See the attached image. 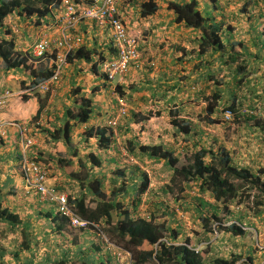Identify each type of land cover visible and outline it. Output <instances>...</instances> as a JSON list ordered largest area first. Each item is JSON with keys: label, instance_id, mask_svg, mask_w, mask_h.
I'll list each match as a JSON object with an SVG mask.
<instances>
[{"label": "trees", "instance_id": "1", "mask_svg": "<svg viewBox=\"0 0 264 264\" xmlns=\"http://www.w3.org/2000/svg\"><path fill=\"white\" fill-rule=\"evenodd\" d=\"M50 1L0 0V27L8 23H4L7 15H15L16 22L22 16L44 15L47 4ZM159 1L144 0L142 3L132 5L130 9H135L134 13L139 14V16L147 17L158 10L160 7ZM203 1L207 0H188L181 3L178 0H168L166 2V8L173 11L174 19L177 23H182L201 33L199 37L195 38L197 48L191 50L195 55H192L191 52V54L185 52L189 57L186 60H194L199 57L203 59L209 53H217L220 59L216 67H207L201 60L197 61V66H204V71L201 73L199 71L197 76L189 78L186 74L180 73L178 75V82L172 88L176 89L177 87L178 91L183 92L182 94L186 96L178 95L176 97L177 104L174 103L175 108L169 111L171 115L169 123L173 127L178 128L182 134L186 135L191 131L196 134V124L194 122L190 119L181 120L182 123L180 124V120L172 118L173 115L183 112L187 106L195 103L200 104L203 106L199 109L198 118L202 119L204 124L213 127L216 124L223 123V121H230H222L221 119L222 115L230 110L233 123L238 126H244V129L249 128V134H251V131L252 134L256 133L258 139L264 145V70L259 78H252L249 74L251 75L254 69L248 67L247 60L238 62L243 50H247V47L250 46L255 51L253 56L256 59H262V63H264V0H242L235 10L236 13L235 11L229 13L231 15V17H228L230 22H226L229 24H224V20H222L224 16L217 18L216 14L212 12L206 13V15L202 14L198 9V4ZM210 3L215 9L219 7L218 0H210ZM248 7L251 8V11L248 10ZM244 12L247 13V22L252 23L251 28L249 26L245 28L240 19L239 21L236 20ZM11 22H13V19ZM20 26H22V23H20ZM5 33L10 34V37H7ZM5 33L0 35V68L8 72L22 68V64L26 67L27 56H32L29 49L21 51L17 48V34L11 31L10 28ZM239 33L242 36L238 39L237 35ZM22 35L26 36L27 42L31 40L28 30H23ZM21 45L24 47V44ZM237 46L239 47L236 48ZM93 52L101 55V58H105L108 55L114 56L116 51L112 47L106 48L102 52L79 47L75 51L68 53V64H76L80 59L90 62ZM206 63L208 65L212 64L209 61H206ZM87 66V72L93 75L97 73V66L94 63ZM223 66L232 71V75L228 76L229 83L224 94L221 95L222 90L219 88V84L222 79H219V75ZM76 67H78L76 72L82 75V80L79 81L77 87L72 86V91L80 90L81 88H86V92L90 91V85L94 82L83 80L86 75L84 68ZM248 68L249 70L247 71ZM31 73L34 75L32 83H36L49 77L51 70L48 69L46 64H41L34 70L31 69ZM256 87L260 88H257V91L254 92ZM115 88L119 95L123 97L122 85L117 84ZM93 90L95 91V88L92 87ZM31 92L36 93L40 106L37 114L29 121L24 124H16L22 138L21 143L25 136L36 138L34 136L35 130L33 129L34 127H40L38 124L43 119V113L47 115L49 111L45 97L47 99L50 98V91L43 93L44 99L39 98L37 93L39 91L31 90ZM260 102L261 105L258 106L257 104ZM77 103L78 106L66 109L63 114V124H55L53 128L46 129L52 140H62L66 147L71 148L73 147L71 141L72 127L75 124L87 122L90 118L95 117L96 114L101 115L100 112L95 114L93 109L94 101L90 97H81ZM126 112L124 116L132 117L135 123L132 125L134 130L138 125L141 128L144 127V125L138 123L137 117H140L141 121L154 115L151 111L146 115H138L139 113L129 110ZM155 113L158 115V112ZM202 113H204L203 117ZM122 118L117 122L115 129L118 128L120 134H126L123 131L131 132L130 125L125 124ZM72 119L74 121L71 123L70 120ZM107 129L95 127L89 128L82 133L85 141L84 148L88 149L89 152L85 153L83 157H78L77 170H73L70 174L73 181L68 183L70 192H67V194L70 205L78 216L90 222L87 227L79 228V231L84 232V235H90V244L88 243L85 249L78 246L75 252L67 249L57 254L53 259H50V264H73L75 261L81 264H118L111 249L103 246L101 239L97 236V231L105 232L110 243L113 242L123 250L128 251L132 256V264H237V261L242 259V254L231 250L228 256L222 255L218 244L214 247L209 246L211 250L214 249L213 252H208L205 256L202 255V250H197L191 244L190 238L185 235L183 219H180V217L177 219L175 217L176 213L172 208L168 206L164 208L162 200H154L148 206L146 217L138 213L140 198L136 192L143 193L146 191L149 185L148 176L144 171L140 170L142 177L139 182L135 178L129 186L114 188L117 182L116 175L124 177V171L127 168L122 169L119 165L118 155L121 150L116 146L117 140L113 139ZM109 129L112 132V126L109 125ZM32 130L33 133L31 132ZM210 135L205 134L199 137L197 143L193 146V150L189 152V158L186 157L187 162L181 166H176L179 160L177 156L180 154L176 155L174 149L163 148L161 144H139V152L141 151V156H147V158L167 160L169 166L172 167V181H181L185 186L196 183L199 195L208 192L209 196L214 199L216 205L211 204L199 195H189L188 197H191L190 205L194 206L193 210H190L184 201L180 204L181 207L185 205L181 209L187 214L189 212L193 221L200 219L201 227H203L202 232L204 235L206 234V239L210 238L209 234L215 232L221 233V235L226 233L229 236L241 237L246 234V227L253 223L252 220H247L250 214H255L257 217L264 219V178L262 176L264 174V166H259L256 174L249 165L235 163L229 150L223 147L222 144H217L215 137L211 138ZM137 143L130 140L129 143L126 141V144L123 143V145L127 147L128 152L132 156H137L134 153V147L137 146ZM37 144L33 143L25 153L29 159L45 163L48 169L50 168L48 162L54 159L63 167L72 165V157H64L61 153L53 154L51 158L38 156V152L35 150V147L38 146ZM19 147L20 151H22L21 144ZM110 148L114 150V154L107 155V153H110ZM100 150L103 151L105 156H102ZM77 151V148H73L71 155H75ZM128 158L131 157L129 156ZM136 167L139 168L138 166ZM237 181L239 184H236ZM54 187L58 191L65 192V190L58 188L56 185ZM125 188L127 190L126 195H130L131 208L127 205L124 206V203L119 200L122 198L118 197L120 194L117 192ZM156 188H148V193L152 199L159 198V192L166 194L173 191L169 184L160 185ZM183 189L180 188L179 190L182 191ZM87 195L90 197L88 200L86 199ZM250 196L253 198L251 204L247 201ZM174 199L175 201H180L179 197ZM233 203L238 208L232 209L230 206ZM50 204L54 205L52 211H47L44 216L48 217L52 213V218L54 219L58 215L62 217L58 213L55 204L53 202ZM219 204L220 206L218 207ZM154 207L158 210H153L152 208ZM207 208L210 210V215L208 216L203 214ZM150 209L152 210L149 212ZM221 209L226 210L227 218L219 215ZM0 217H5L12 223L18 222L17 215L6 209L0 210ZM228 218L232 220L229 224H225ZM212 222L217 223L215 227H213ZM91 223L95 224L97 229ZM93 237H95L96 241H94ZM26 244V242H23V246L28 247ZM143 245H149L151 248L145 249ZM99 252L100 254H98ZM4 254V249L0 248V264H5L3 261ZM242 260L239 264H254V258L251 255Z\"/></svg>", "mask_w": 264, "mask_h": 264}, {"label": "crops", "instance_id": "2", "mask_svg": "<svg viewBox=\"0 0 264 264\" xmlns=\"http://www.w3.org/2000/svg\"><path fill=\"white\" fill-rule=\"evenodd\" d=\"M241 2L242 0H218L219 7L215 9L212 6V13L216 14L217 18H222V16H224L222 18V20H224L223 22L229 24L226 23L230 22L228 17H231V15L229 13L234 12ZM163 3L164 2L160 0V7L158 10L147 17H141L139 14H135V9H131L128 13L125 12V20L132 31L136 32L135 29L137 28L143 31V38L140 44L147 58L142 69L130 68L129 71L119 79L123 87V92L126 93L124 96L127 99L129 111L139 113L138 115H146L149 114L148 112L150 111L154 113L153 116L146 120L140 121V117L136 119L138 123L144 125L142 129H146V137H144V139L147 138L150 140L154 138V140L150 142L152 145L160 144L158 140L159 130L163 128L159 126L161 123L154 124V118L157 117L160 119L163 114L173 110L178 95L186 96L182 94L183 92L178 91L177 87L176 89L172 88L176 82H178V75L180 73L190 74L192 75L191 77H193L197 76L199 71L200 73L203 72L204 66L201 67L200 65L198 70L194 67L197 61L200 60L207 67L209 66L206 63V58L203 60L199 57L191 62L186 60V58H189L186 53H190L191 50L197 48L195 38L200 36V32L182 23H177L174 19L175 16L173 11L167 9L166 6L162 7ZM224 3L228 4V6H226L227 10L226 7L224 8ZM248 10L251 11V8L248 7ZM240 15L245 14L241 13ZM239 19L240 17L236 20ZM242 23L245 28L248 26L251 28L252 26V23L250 24L246 21H242ZM17 42L24 44L22 48L25 49H27L28 44H30V41H28V43L24 35L18 36ZM86 47H89V45ZM184 51L186 52L185 57L183 54ZM191 53L195 55L194 52ZM80 61L81 60L76 64L69 63L66 65L64 73L57 84V94L54 99L50 101V106H48V114L39 121L38 125L40 127L32 128L35 130L34 136L38 141V148L35 147L38 156L51 158L53 154L61 153L64 157H72V165L66 167L59 165L55 159L48 162L50 167L48 182L68 193L70 192L68 190V183L73 181L70 174L73 170H77L78 157H83L85 153L89 152L88 149L84 148L85 141L84 137H82V133L86 132L89 128L99 126V121L103 119L105 115H108V113L113 112L116 105L115 98L112 97L108 90L110 94L109 102L105 103L101 100V104L98 106L93 104L95 114L96 112H100L101 115L96 114L97 116L95 115V117L90 118L87 122L75 124L72 127V148L66 147L62 140L51 139L46 129L53 128L55 124H63V114L67 108L78 106L77 102L80 101L81 97H90L94 101V90L92 91V89L88 92H86V88H81L76 91L71 90L72 86L77 87L79 84V79L77 77H82L79 72H76L78 68L76 66L80 67L81 65ZM183 64H193V68L188 70V68H184ZM35 67L36 64L28 69L21 68V72L19 69L6 72L0 68V94H3L6 90L9 91L7 105L0 112V123L3 129L6 128V130H3V135L0 136V210L6 209L16 214L18 217L17 223H12L5 217H0V221H4L3 225H5L3 227L4 230L0 231V248H3L5 251L3 255L5 264H50V259H53L57 254L67 249L68 251L70 249L71 252H75L78 246L85 249L88 245L90 236L89 234L84 235V232L81 230L78 231V229H76L78 227H72L64 217L58 215V217L54 219L52 218V213L49 214L48 217H45L44 214L49 210L52 211L54 205L40 202L34 195L35 193L31 192V194H27L24 189L20 171L22 153L21 151L20 153H16L15 151L16 148L19 149L22 140L16 124H24L29 121L37 114L39 109L40 102L36 93L27 90V86L34 78L30 70ZM94 76H96L97 79L90 86H95L96 92H100L102 86L104 89L109 88L106 84L101 85L100 77L97 73H95ZM37 93L39 94V98L41 97L44 99V94L42 92ZM45 98L49 104V98ZM105 112L108 113L105 114ZM155 112H158V115H156ZM73 121V119L70 120L71 123ZM123 122L130 125V127L135 124L132 117L129 118V116L123 120ZM33 130L31 131L32 133ZM16 133L19 135V139L13 138ZM9 135H11L12 138L9 139ZM210 136L211 138L213 137L212 134ZM214 139L217 144H221L219 138ZM73 148L78 149L75 155H71ZM169 148L173 147L170 146ZM15 156H18L19 159V179H14L8 171L9 168H13L14 166ZM70 231H75V234L71 236V239H68ZM11 232L12 234H10ZM82 237L86 239L81 240ZM62 238L64 240H62ZM73 240H75L74 245L68 246V244H66V242ZM23 242H26L28 247L23 246ZM32 260H34V263Z\"/></svg>", "mask_w": 264, "mask_h": 264}, {"label": "rangeland", "instance_id": "3", "mask_svg": "<svg viewBox=\"0 0 264 264\" xmlns=\"http://www.w3.org/2000/svg\"><path fill=\"white\" fill-rule=\"evenodd\" d=\"M161 1L164 2L162 4V7L163 6L165 7L167 1L166 0H161ZM178 1L181 3L182 1L185 2L188 0H178ZM226 6H228V4L224 3V8ZM198 9L204 15H206V13L212 12V5L210 3V0L200 2L198 4ZM226 10H227V7H226ZM245 18H246V15H241L240 21L241 22L246 21ZM2 31H4V29L0 28V35H2V33H3ZM135 31L138 34L141 31V34H143L142 30L140 28L135 29ZM241 36L242 35H240V33H239L237 35V38L239 39ZM247 48H248L247 50H243L242 56H241V58L239 57L238 62H240L241 60H247L248 67H250V68L252 67L254 69V72L251 75L249 74V76L252 78L253 77L259 78L261 72L264 70V63H262L263 62L262 59H256L255 56H253V53H255L253 48H251L250 46ZM183 54L185 57V51L183 52ZM205 58H206V61H209L212 63L209 66L216 67L219 64L220 59H219L217 54L211 53L207 57H204L203 60ZM192 60L193 59H188V61H190V62ZM201 62H200V64H201ZM183 65H184V68H188V70H191L193 68V64H190V65L183 64ZM199 66L200 65L197 66V64H196L194 67L199 69ZM84 68H85L84 73H86V75H85L83 80L94 82L97 79V77L94 76L92 73L87 72L88 66L86 63H84ZM222 68L223 69L219 75V79H222V81L219 84V88L222 90L221 95L224 94L226 86L229 83L228 76L232 75L231 74L232 71L226 69L225 66H223ZM18 69L20 72L22 71L21 68H18ZM248 70H249V68L247 69V71ZM186 76L190 78L192 75L186 74ZM77 78L79 79V81L82 80L81 76H79ZM100 82L102 85L105 81L103 78H100ZM257 88H260V87H256L254 92L257 91ZM90 89H92V87ZM105 91H107V90L104 89V87L102 86L100 92L98 91V92L94 93V105L98 106L99 104H101V100H103L105 103L109 102L110 94L108 93V91L107 92H105ZM124 95H126V93H124ZM125 101L127 102V99ZM257 105L258 106L261 105V102L258 103ZM200 108H201V105L195 103V104H192L191 106H187L183 112H181L179 114L176 113V115H173V117H172L175 120H180V124L182 123L181 120H189L190 119L192 122H194L196 124V127H198V128H196V134L191 131L189 134L185 135V134H182L178 128L171 126V124L169 123L170 118H171L170 113L163 114L162 118H160V119H158L157 117L154 118V124H160L161 123L159 126L163 127L159 130V136H158V140H159L160 144L162 145V147L167 149L170 146H172L173 148H170V149H174L176 155L180 154L177 156V157H179V160L176 163V166H181L182 164L187 162L186 157L189 158L190 150H193V146H195L199 137L201 135H205V134H212L213 137L219 138L223 147H225V148H227V150H229V152L232 156V159L235 163H237V164L241 163L244 165H249L250 167L255 169V171L259 170L258 169L259 166H261V167L264 166V145L258 139L256 133L252 134V131H251V134H249V128L244 129V126H241V125L238 126L236 123H233L232 118L230 121L225 122V121H223V118L221 117L223 123L216 124L215 126L210 127V126L204 124L202 119L198 118ZM95 109H96V107H95ZM107 113L108 112H105V114H107ZM109 115L110 114L108 113V115H105V117L103 119H101L102 124L106 125V122L109 118ZM203 116H204V113H202V117ZM126 117L127 116H124L122 118V121L125 120ZM4 129L6 130V128H4ZM131 129H132V131L128 132V133L126 131H123V133L125 132L127 134L126 135V134H122V133L120 134V131L118 130V128H116V134L113 135V139L117 140L116 146L119 147L121 150V153L118 155L119 165L122 167V169L129 168L130 166H132L131 165L132 161L130 158H128L130 156L131 158H133L132 160H135L134 161L135 163L132 167L135 168L136 180L138 182L142 177V174L140 173V170H142L148 176V179H149L148 188L157 189L156 187H158L160 185L169 184L170 187L173 189V191L171 193L167 192L166 194H163V193L159 192V194H158L159 198L157 197L156 199L155 198L152 199L147 190L143 193L136 192L140 198V203L138 205V213L143 215V216H146V213H148V206H150V204L153 203L154 200L157 201V199H160L163 202L164 208H166L167 206L172 208L174 210V212L176 213L175 217L177 219H178V217H180V219L181 218L183 219L184 224H185L183 226L185 235L190 238L191 244L195 245L197 247V249L202 250V252H201L202 255L205 256V254H207L208 252H213L214 249L211 250V248L209 246L214 247L216 244H218V245H220L218 247L220 248L219 251H221L222 255L228 256L230 254V251L234 250L235 252L242 254V259L243 258L246 259L248 255H251V257L254 258V261H253L254 264H264V219L257 217L255 214H250L247 220H253L254 226L252 224L249 225V228L246 229L247 230L246 234L241 236V237L229 236L226 233H222V235H221V233L215 232L213 234H209L210 238L206 239V237H205L206 234L204 235L202 232L203 227H201L200 219L193 221V218H192V216L190 217L189 212L187 214L186 212H184L181 209L185 205H183L182 207L180 206V204H182V202L184 201L185 204L188 205L189 209L193 210L194 206L190 205L191 197L189 198L188 196L189 195L190 196H198L200 194L199 191L197 190L198 186L196 185V183H192V184H190V186H185L183 184V182H181V181H178V180L172 181L171 180L172 167L169 166L167 160L161 159V158L152 159V158H147V156H141L142 153H141V151L139 152V144L152 145L150 142H152L154 140V138H151L150 140H148L147 138H146L147 140L144 139V137H146V135H145L146 129H142L139 125L136 127L135 130L132 127H131ZM8 138L10 139V138H12V136L9 135ZM13 138L19 139V135L16 133L13 136ZM125 140L128 143L130 140L138 142L136 144L137 146L134 147V153L137 154V156H132L128 152L127 147H125L123 145V143L126 144ZM193 142H194V145H193ZM112 147H113V145H112ZM15 151H16V153H20V147H19V149L16 148ZM100 152H101L102 156H105L103 154L102 150H100ZM108 154L109 155L114 154V150L112 148H110V153H107V155ZM14 160H15V163H14L13 168H9L8 171H9V174L14 179H19L20 175L18 172V170H19L18 156L17 157L15 156ZM136 166H138L140 169L137 168ZM130 174H131V172L129 173L128 180H126V178L123 176H117L116 175L117 182L114 185V188L120 187L121 185L126 184V182H128V181H130L132 183L134 181V178L131 179ZM262 176L264 178V174H262ZM236 184H239V182L237 181ZM180 188H184V189L181 191V190H179ZM251 191H252V189H251ZM117 193L120 194V195H118V197L122 198L119 200L124 203V206L127 205L129 208H131L132 203H131L130 195L129 196L126 195L125 192L122 191L121 189ZM252 193H253V191H252ZM88 195L90 196L89 193H88ZM88 195L86 196L87 200L90 199V197ZM199 196H201L202 198H205L211 204L216 205V202L214 201V199L212 197L209 196L208 192H205ZM175 197H179L180 201L179 202L175 201V199H174ZM186 197H188V198H186ZM252 200H253V198H252V196H250V198L247 201H249V204H251ZM92 205H93V203H92ZM219 206H220V204L218 205V207ZM230 207L232 209H236L235 203H233ZM152 209L154 210V209H156V207H154ZM152 209H150L149 212ZM156 210H158V209H156ZM167 210H168V208H167ZM225 212H226L225 209L224 210L221 209L219 215L227 218L228 214H225ZM203 214L206 216L210 215V210L208 208L205 209ZM230 219L231 218H228V220L225 221V224H228L231 221ZM3 222L4 221H0V231L4 230L3 227L5 225H3ZM216 224L217 223H213V227H215ZM97 232H98L97 236L101 239V242L103 243V246L105 247L106 243L109 242L108 236L106 235L105 232H103V233L100 231H97ZM10 234H12V232ZM74 234H75V231H70L68 239H71V236H73ZM89 238H90V236H89ZM85 239L86 238L82 237L81 240H85ZM93 239H94V241H96L95 237H93ZM62 240H64V239L62 238ZM177 240H179V239H177ZM74 243H75V240L66 242V244H68V246H72V245H74ZM143 248L146 249V248H151V247L149 245H143ZM102 252H103V250H102ZM98 254H100V252ZM129 257L130 256H126L127 261H128ZM131 259H132V256H131ZM242 259L237 261V264H239L241 261H243ZM32 262L34 263V260H32ZM35 262H36V260H35ZM73 264H81V263L75 261Z\"/></svg>", "mask_w": 264, "mask_h": 264}, {"label": "built area", "instance_id": "4", "mask_svg": "<svg viewBox=\"0 0 264 264\" xmlns=\"http://www.w3.org/2000/svg\"><path fill=\"white\" fill-rule=\"evenodd\" d=\"M134 1L52 0L49 4L50 13L47 15V19L42 17L38 24L35 19L28 20L27 26L20 31L16 25L11 24V30L19 31L20 36L23 30H28L33 39V42L28 46L32 57L38 61L47 59L48 68L51 70L49 77L36 83L31 82L27 90H37L42 93L50 91V96L55 95L57 82L67 64L68 53L81 46H90L93 39L90 34L92 24L98 29L100 37L108 36L109 46L116 51L114 56L108 55L98 61L101 71L109 80L122 76L131 65L139 67L144 57L143 53L139 49L138 40L130 35L122 21L125 16V8ZM8 95L7 90L0 94V112L6 105ZM125 112V103L120 101L116 113L108 121L109 124L115 127ZM229 115V111L224 113L225 118H228ZM3 133L0 123V134ZM33 143H38V141L29 136H25L21 143L20 171L25 192L27 194L35 193L41 201L53 202L58 213L67 217L72 227H87L90 222L75 213L68 201L67 192L58 191L54 184L48 182L49 170L46 164L33 161L25 155ZM108 248L111 249L118 264H132L131 260H126V256H130L129 252L113 243H108Z\"/></svg>", "mask_w": 264, "mask_h": 264}, {"label": "clouds", "instance_id": "5", "mask_svg": "<svg viewBox=\"0 0 264 264\" xmlns=\"http://www.w3.org/2000/svg\"><path fill=\"white\" fill-rule=\"evenodd\" d=\"M144 0H135L133 3H131L129 6H127L126 8H125V12H129L131 9V7H132V5H134V4H136V3H142ZM51 2H52V0L47 4V8H46V12H45V14L44 15H42V16H37V15H31V16H29V17H21V18H19L18 20H17V22H16V16L15 15H7V17H6V19H5V21H4V23H6V22H8L7 24H5V25H3V27H0L1 29L3 28L4 29V31H2L3 33H2V35L5 33V32H7V29L8 28H10L11 27V24H14V25H16L17 27H18V29H19V31L20 30H22L25 26H27L26 24H27V22H28V20H32V19H35L36 20V23L38 24L39 22H40V19L42 18V17H45V19H47V15L50 13V7H49V4H51ZM126 13V14H127ZM243 14H245V15H247V13L246 12H244ZM250 14H252V13H250ZM142 17V16H141ZM13 19V22H11V20ZM245 20L246 21H248L247 20V16H246V18H245ZM21 21V22H20ZM123 22H124V24L126 25V27H127V30H128V32L130 33V35H132V36H134L137 40H138V45H139V49L142 51V53H143V59H142V61H141V64H140V66L139 67H134V65H131L129 68H128V70L122 75V76H124L128 71H129V69L130 68H135V69H142L143 67H144V64L146 63V58H147V55H146V53H145V51L141 48V44H140V42H141V40H142V38H143V36H142V34H141V31L139 32V34L137 33V32H134V31H132V29H131V27L127 24V22H126V20H125V16H124V20H122ZM20 23H22V26H20ZM225 24V23H224ZM11 29V28H10ZM12 31V30H11ZM18 31V32H19ZM18 32H15L16 34H17V39H18V36H20V34H18ZM200 32V31H199ZM142 33H143V31H142ZM90 34L93 36V39H92V41H91V43H90V46L89 47H86V46H81V47H83V48H85V49H93V50H96L97 52H102V51H104V49H106V48H111V46H109V38H108V36L107 35H105V36H102V37H100L99 36V34H98V29L95 27V25L94 24H92V26H91V28H90ZM201 34V33H200ZM5 35L7 36V37H10V34H6L5 33ZM199 37V36H198ZM31 42H33V39H32V37H31V40H30V43ZM18 43V46H17V48L19 49V50H25V48H22V45H21V43H19V42H17ZM197 43V42H196ZM30 44H28V46H29ZM239 46H237L236 48H238ZM28 48L29 47H27V49L26 50H28ZM113 48V47H112ZM78 49V48H77ZM75 51V50H74ZM73 52V51H72ZM214 54H217V53H214ZM209 55H210V53H209ZM218 55V54H217ZM218 57H219V55H218ZM101 59H104V58H101V55H99L98 53H94L93 52V54L91 55V60H90V62H87V61H85V60H83V59H80L81 61V65H80V68L82 67V68H84V63H87V65H89V64H92V63H94L96 66H97V74L99 75V77L100 78H103L104 79V83L103 84H106V85H108L109 86V88H105L107 91L109 90V92H110V94L112 95V97H114L115 98V102H116V105H115V109H114V111H113V114H111L112 112H110L109 114V118H108V120H107V122H106V125H104V124H102L101 122H102V120H100L99 121V126H96V128L97 127H104L105 129L106 128H108L107 129V131H108V133H110L112 136L114 135V134H116V129H115V127H113L112 125H110L109 124V119L110 118H112L113 116H114V114L116 113V110H117V106L119 105V103H120V101H122V102H124L125 103V106H126V111H128V104H127V102L125 101L126 100V98L124 97V95H123V97L121 96V95H119V93L116 91V85L117 84H119V85H121L120 84V82H119V79L122 77V76H120V77H116V78H114V79H112V80H109L108 78H107V76L101 71V69H100V66L98 65V61H100ZM89 63V64H88ZM34 64H36V67L35 68H37L39 65H41V64H46L47 65V67H48V60L47 59H44V60H41V61H38V60H36L35 58H33L32 56H27V59H26V62H25V66L27 67H24V64H22L21 65V67L22 68H25V69H28V68H31ZM66 65H68V61H67V64ZM66 67V66H65ZM35 68H33V70L35 69ZM49 69V68H48ZM78 69V68H77ZM64 70H65V68H64ZM30 73H31V70H30ZM63 73H64V71H63ZM34 79V78H33ZM59 82V81H58ZM58 82H57V84H58ZM57 86V85H56ZM28 87V86H27ZM93 88H96L95 86L93 87ZM57 89H58V87L56 88V92H55V95L54 96H50V98H49V104H48V106H50V101H52L53 99H54V97L56 96V94H57ZM72 90V89H71ZM8 91V90H7ZM9 92V91H8ZM96 91H94V93H95ZM47 106V107H48ZM114 106V105H113ZM46 107V108H47ZM229 112H230V115H229V117L228 118H225L224 117V115H222V118H223V120H231V111L230 110H228ZM127 112H125V114H126ZM125 114H123L121 117H120V119L125 115ZM46 114H44L43 113V115H42V118L45 116ZM119 119V120H120ZM42 120V119H41ZM98 122V121H97ZM109 125L110 126H112V132H110V129H109ZM131 159V165L133 166L134 165V161L135 160H132L133 158H130ZM132 166H130L129 168H127L125 171H124V177L126 178V180H128V177H129V173L131 172V179H135L136 178V171H135V168H133ZM49 170V169H48ZM254 170V173H256L257 174V172L258 171H255V169H253ZM134 176V177H133ZM48 178H49V176H48ZM133 183V182H132ZM130 181H128V182H126V184L129 186L130 184H132ZM51 184V183H50ZM126 184H123V185H121L122 187H124V186H127ZM120 186V187H121ZM122 191H124L125 192V194H126V192H127V190H126V188L123 190V189H121ZM147 191H148V188L146 189ZM130 192V191H129ZM35 196H36V194H34ZM37 197V196H36ZM38 199V198H37ZM39 201H41L40 199H38ZM41 202H46V201H41ZM47 203H49V202H47ZM236 206V205H235ZM55 207H56V205H55ZM236 208H238L237 206H236ZM147 214L148 213H146V216H147ZM62 216V215H61ZM141 216H143V215H141ZM146 216H144V217H146ZM62 217H64V216H62ZM64 218H66L67 220H68V222H69V224H70V221H69V219L67 218V217H64ZM230 220H232V219H230ZM231 222V221H230ZM229 222V223H230ZM252 222H253V220H252ZM228 223V224H229ZM71 225V224H70ZM252 225L254 226V222L252 223ZM93 227L94 228H96L97 229V226H95V225H93ZM79 228L80 227H78V228H76V229H78L79 230ZM249 228V226H247L246 227V229H248ZM90 230H91V228H90ZM100 232H102V231H100ZM165 240H166V238H165ZM108 243H110V242H107L106 243V245H105V247H107V249H109L108 248ZM111 243H113V242H111ZM176 243H179V242H176ZM114 244V243H113ZM115 245V244H114ZM193 245V244H192ZM196 249H197V247L195 246V245H193ZM197 250H199V249H197ZM128 252V251H127ZM128 260H131V254H130V258H128ZM131 263H132V261H131Z\"/></svg>", "mask_w": 264, "mask_h": 264}]
</instances>
